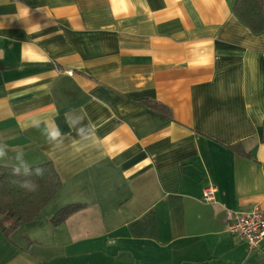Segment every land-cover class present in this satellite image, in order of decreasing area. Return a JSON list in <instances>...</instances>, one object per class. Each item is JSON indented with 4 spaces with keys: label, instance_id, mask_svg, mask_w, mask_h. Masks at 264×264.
<instances>
[{
    "label": "crops",
    "instance_id": "obj_1",
    "mask_svg": "<svg viewBox=\"0 0 264 264\" xmlns=\"http://www.w3.org/2000/svg\"><path fill=\"white\" fill-rule=\"evenodd\" d=\"M235 1L0 0V167L63 182L50 224L0 230V264L46 261L17 237L68 264H264L228 232L264 210V34Z\"/></svg>",
    "mask_w": 264,
    "mask_h": 264
},
{
    "label": "trees",
    "instance_id": "obj_2",
    "mask_svg": "<svg viewBox=\"0 0 264 264\" xmlns=\"http://www.w3.org/2000/svg\"><path fill=\"white\" fill-rule=\"evenodd\" d=\"M233 11L253 34H264V0H236ZM151 107L163 112V106L160 104H154ZM261 142L264 143V124ZM239 147L235 148L238 153L248 157L246 153L239 150ZM25 181H30L31 184L22 187ZM62 187V179L53 163L34 166L28 170L1 166L0 230L3 235L10 240L12 234L21 226H29L38 221L48 205L60 193ZM84 209L85 205L82 204L67 205L56 213L52 223L59 226Z\"/></svg>",
    "mask_w": 264,
    "mask_h": 264
},
{
    "label": "built area",
    "instance_id": "obj_3",
    "mask_svg": "<svg viewBox=\"0 0 264 264\" xmlns=\"http://www.w3.org/2000/svg\"><path fill=\"white\" fill-rule=\"evenodd\" d=\"M216 193V187L208 186L204 190L203 201L207 204H213ZM228 232L230 235L240 238L250 251L260 249L264 241V210L255 207L249 212L239 211L230 214Z\"/></svg>",
    "mask_w": 264,
    "mask_h": 264
},
{
    "label": "rangeland",
    "instance_id": "obj_4",
    "mask_svg": "<svg viewBox=\"0 0 264 264\" xmlns=\"http://www.w3.org/2000/svg\"><path fill=\"white\" fill-rule=\"evenodd\" d=\"M60 201H55L52 203V206L50 208H48L45 213H44V217H43V225H47L50 224L49 221V217L57 211V209L60 207L59 206ZM62 208V207H61ZM17 241L16 243H18L21 247H25V252H29L30 254H32L33 256H37V259H42L45 258L46 261H44L43 264H68L69 263V259H60V256H62L64 254V252L58 251L59 255H57V252H51L50 247H46V246H42V245H37V244H25V246H22V240L20 237H17ZM21 243V244H20ZM106 255H102L99 254L97 255L99 263L100 264H119L121 262L120 259L126 260L128 261V256L127 255H121V254H117L116 256H114L112 253H116L114 252V250H109V248H105L103 250ZM57 257H59V259H57ZM39 262V261H38Z\"/></svg>",
    "mask_w": 264,
    "mask_h": 264
},
{
    "label": "clouds",
    "instance_id": "obj_5",
    "mask_svg": "<svg viewBox=\"0 0 264 264\" xmlns=\"http://www.w3.org/2000/svg\"><path fill=\"white\" fill-rule=\"evenodd\" d=\"M34 27L38 28L39 25H36V26H34ZM58 135H59V132H58V131L52 132V133H51V138H52V139H55ZM16 172L18 173V170H16ZM37 174L39 175L40 173L38 172ZM29 184H31L30 181H25V182H23V184H22L21 186H22V187H27ZM32 186L34 187V185H32Z\"/></svg>",
    "mask_w": 264,
    "mask_h": 264
}]
</instances>
